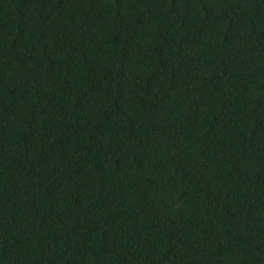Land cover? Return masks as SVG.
Returning <instances> with one entry per match:
<instances>
[{"label": "trees", "instance_id": "trees-1", "mask_svg": "<svg viewBox=\"0 0 264 264\" xmlns=\"http://www.w3.org/2000/svg\"><path fill=\"white\" fill-rule=\"evenodd\" d=\"M0 264H264V0H0Z\"/></svg>", "mask_w": 264, "mask_h": 264}]
</instances>
